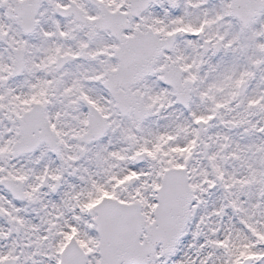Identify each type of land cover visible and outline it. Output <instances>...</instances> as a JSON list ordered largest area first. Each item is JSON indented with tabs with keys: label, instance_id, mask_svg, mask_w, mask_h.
Returning <instances> with one entry per match:
<instances>
[{
	"label": "snow or ice",
	"instance_id": "snow-or-ice-1",
	"mask_svg": "<svg viewBox=\"0 0 264 264\" xmlns=\"http://www.w3.org/2000/svg\"><path fill=\"white\" fill-rule=\"evenodd\" d=\"M0 264H264V0H0Z\"/></svg>",
	"mask_w": 264,
	"mask_h": 264
}]
</instances>
